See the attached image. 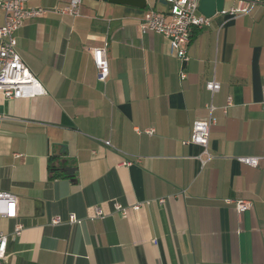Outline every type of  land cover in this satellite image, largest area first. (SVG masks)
Masks as SVG:
<instances>
[{
  "label": "crops",
  "instance_id": "1",
  "mask_svg": "<svg viewBox=\"0 0 264 264\" xmlns=\"http://www.w3.org/2000/svg\"><path fill=\"white\" fill-rule=\"evenodd\" d=\"M164 1L142 10L83 0L79 18L49 13L17 31V53L47 94H0V193L17 200L15 218L0 216V233L23 226L9 241V264H264V0L194 29L187 63L162 35L141 34L147 9L169 12ZM105 43L111 74L101 83L91 49ZM214 80L221 89L212 97ZM209 103L217 124L206 162L201 147L184 142ZM238 157L262 161L254 168ZM51 166L65 177L51 180ZM227 199L253 208L239 214ZM146 201L126 217L114 211L115 202ZM96 206L104 219L93 220ZM70 215L81 223L51 224Z\"/></svg>",
  "mask_w": 264,
  "mask_h": 264
},
{
  "label": "built area",
  "instance_id": "2",
  "mask_svg": "<svg viewBox=\"0 0 264 264\" xmlns=\"http://www.w3.org/2000/svg\"><path fill=\"white\" fill-rule=\"evenodd\" d=\"M29 0H0V9L4 13V25L0 27V94L6 100L33 99L47 94L43 85L26 67L21 57L17 53L16 33L25 24L27 20L36 19L46 16L49 13L64 17L79 18L81 16V8L83 0H69L63 7H55L47 9L44 7L28 8ZM261 0H240L236 7L229 10H223L220 14L238 16L251 12ZM170 6L168 13H161L154 8L147 9L140 21L139 27L141 34L156 33L162 35L170 42L171 54L180 59L183 63L189 61L188 48L191 44L194 29L202 30L211 25L212 18H207L199 12L200 0H165ZM108 44L102 47L92 48L91 53L97 68V79L101 83H106L110 77V63L107 56ZM187 73L184 69L180 72V78L186 79ZM207 90L212 97L221 89V85L217 81H210L206 85ZM263 103H264V87H263ZM231 105V99L224 108L227 113L228 107ZM209 117L205 120H197L193 123L192 134L189 141L184 144H193L201 147L207 154V161L213 156L208 152L211 129L217 124L214 116L215 106L209 103L206 106ZM149 135L155 133V129L151 128L146 131ZM110 146V142H105ZM237 160L250 167H258L262 161L256 157H238ZM203 162V165L206 164ZM131 162L125 163L130 165ZM159 204L163 205L166 200L160 199ZM227 205H234L239 214L249 211L253 208V202L249 200H225ZM151 201L144 203H136L129 206H123L118 202L114 203V211L126 217L129 210L139 211L143 206H150ZM94 219H104L106 216L102 207L94 208ZM0 216L6 218H15L17 216V200L11 194L0 193ZM81 221L76 215H70L68 221H63L60 217L52 219V225L79 224ZM23 232V226L18 225L12 235L0 233V264H9L6 261L7 249L10 239H18Z\"/></svg>",
  "mask_w": 264,
  "mask_h": 264
},
{
  "label": "water",
  "instance_id": "3",
  "mask_svg": "<svg viewBox=\"0 0 264 264\" xmlns=\"http://www.w3.org/2000/svg\"><path fill=\"white\" fill-rule=\"evenodd\" d=\"M112 4H121L127 5L131 7H135L138 9L145 10L147 8V0H97ZM226 0H200L199 2V12L207 17L214 18L217 14H220L225 8ZM165 2V1H164ZM73 177V173L71 174Z\"/></svg>",
  "mask_w": 264,
  "mask_h": 264
},
{
  "label": "trees",
  "instance_id": "4",
  "mask_svg": "<svg viewBox=\"0 0 264 264\" xmlns=\"http://www.w3.org/2000/svg\"><path fill=\"white\" fill-rule=\"evenodd\" d=\"M49 169H50V179H51V180H54V179H60V178L65 177V176L62 175V174H58V173H57V170H56V168H54V166H51Z\"/></svg>",
  "mask_w": 264,
  "mask_h": 264
}]
</instances>
